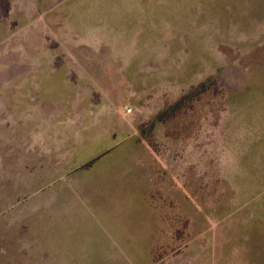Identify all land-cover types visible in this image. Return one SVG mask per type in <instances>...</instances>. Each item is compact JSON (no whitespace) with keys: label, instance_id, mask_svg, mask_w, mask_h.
I'll list each match as a JSON object with an SVG mask.
<instances>
[{"label":"rangeland","instance_id":"374dc122","mask_svg":"<svg viewBox=\"0 0 264 264\" xmlns=\"http://www.w3.org/2000/svg\"><path fill=\"white\" fill-rule=\"evenodd\" d=\"M0 264H264V0H0Z\"/></svg>","mask_w":264,"mask_h":264},{"label":"crops","instance_id":"0c3cea01","mask_svg":"<svg viewBox=\"0 0 264 264\" xmlns=\"http://www.w3.org/2000/svg\"><path fill=\"white\" fill-rule=\"evenodd\" d=\"M24 151L30 154V151L27 149ZM97 158L92 160H96ZM38 164L39 162L35 165ZM76 169H78V164ZM72 173L74 172L72 171ZM69 188L72 190H79L83 193L88 191V194H91V197L94 196L95 192V190L92 189V185H90V188L89 186H80V188L72 186ZM90 201L91 199L83 201H71L70 199L63 201L62 199H56L49 204L50 208H53V211H50V213L53 214V217L51 214L47 215L46 212L44 214L43 210L39 213V216H23L21 224L12 232L13 240L9 242V251L12 249L16 254L23 256L28 255L29 253L30 255H46V251L44 250L46 248L45 239L52 238L51 236H48V234L67 232L70 229L67 225L78 221L79 217L88 218V222L90 221L91 223L95 221L91 215ZM45 206L46 205H44V207ZM84 220H80L78 223H87L86 219ZM8 232L10 233V231H7V234ZM46 233H48V238L46 237Z\"/></svg>","mask_w":264,"mask_h":264},{"label":"built area","instance_id":"2783aa9c","mask_svg":"<svg viewBox=\"0 0 264 264\" xmlns=\"http://www.w3.org/2000/svg\"><path fill=\"white\" fill-rule=\"evenodd\" d=\"M132 112V108L126 107L124 115H128Z\"/></svg>","mask_w":264,"mask_h":264}]
</instances>
